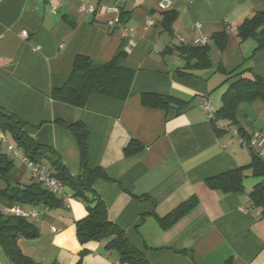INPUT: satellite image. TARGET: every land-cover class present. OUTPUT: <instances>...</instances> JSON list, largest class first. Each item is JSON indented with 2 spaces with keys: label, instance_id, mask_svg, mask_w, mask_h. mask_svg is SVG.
Segmentation results:
<instances>
[{
  "label": "crops",
  "instance_id": "1",
  "mask_svg": "<svg viewBox=\"0 0 264 264\" xmlns=\"http://www.w3.org/2000/svg\"><path fill=\"white\" fill-rule=\"evenodd\" d=\"M164 1L98 0L95 14L82 13L81 0H0V109L26 121L27 133L54 147L74 175L82 169L80 147L57 120L86 126L89 166L103 168L108 177L94 187L109 219L152 263L264 264V213L250 198L261 178L247 170L241 194H225L207 183L209 177L249 164L251 151L233 133L237 126L219 120V134L201 106L206 97L217 108L222 105L227 73L253 53L255 41L240 43L236 27L263 9L264 0H170L169 10L177 13L173 34L161 25L164 11L158 3ZM119 5L128 12V35L107 23L114 15L106 8ZM227 26L229 46L224 51L212 46L210 67L189 70V77L178 73L186 61L167 48L197 45L202 38L211 43V35ZM125 47L129 51L119 65L135 70L126 100L94 95L85 107H76L52 98L53 88L70 77L77 55L106 62ZM249 66L264 78V49ZM143 93L172 95L188 104L172 114L143 105ZM236 119L249 137L263 134L252 147L264 153V101L241 102ZM132 140L144 148L128 156ZM17 160L14 182L29 183L31 171ZM5 187L0 179V189ZM66 192L57 208L19 204L0 195V211L16 214L20 207L39 232L36 238H20L23 252L41 264H75L81 254L83 264H123L103 241L80 242L77 222L87 215V204ZM192 197L197 202L190 210L168 227L161 224V218ZM0 264H13L1 247Z\"/></svg>",
  "mask_w": 264,
  "mask_h": 264
},
{
  "label": "trees",
  "instance_id": "2",
  "mask_svg": "<svg viewBox=\"0 0 264 264\" xmlns=\"http://www.w3.org/2000/svg\"><path fill=\"white\" fill-rule=\"evenodd\" d=\"M118 7L120 23L125 25L128 12L123 6ZM162 14L163 30L173 34V24L177 19V13L168 9ZM236 37L240 43L249 39L254 40L255 48L242 64L227 73L226 82H229V86L222 96V105L217 108L215 117L210 121L219 134L222 131L218 124L219 120H228L230 126H237L240 134L249 141L246 146L251 151L252 161L247 165L209 177L207 183L212 189L225 194H241L245 191L246 172L252 170V175L260 177L261 181L254 185L250 198L255 206L262 208L264 213V158L253 149L250 142L252 138L244 132L236 119L237 109L241 102H251L257 99L264 101V78L255 74L249 66V60L264 49V8L255 11L237 25ZM211 40V43L206 44H180L167 48L166 52L176 50L186 61L184 70H178L179 74L189 77L191 76L189 70H202L210 67L212 46H216L220 51H224L229 46L231 32L228 26L213 33ZM126 54L122 50L112 60L106 62L85 55H77L70 77L63 86L53 88L52 98L76 107H85L94 95L126 100L135 77V70L119 65L120 58ZM219 70L225 71L222 64ZM247 72L250 76H244ZM141 100L145 106L163 109L172 114L181 113L188 104L181 98L157 93H143ZM57 122L69 129L78 141L82 169L77 175L71 173L54 147L39 143L27 133L26 121L14 113L0 109V131L5 132L24 155L46 166L54 177L61 180L65 185V194L66 190H69L73 197L87 204V215L77 222V235L82 244L90 241H103L105 249L109 252H116L120 263L123 264H160L149 261L145 253L131 243L124 229L109 219L107 205L94 187L99 178L108 177L103 168L89 166V131L86 126L81 122L70 124L63 119ZM143 148L144 145L141 142L132 140L125 151L128 156H131ZM15 169L16 159L7 150L5 151L3 144L0 143V179L6 183V187L0 189L1 196L19 204H43L47 208H57L64 204L63 195L50 191L34 177L29 183L14 182ZM196 202L197 198L192 197L181 203L160 219L161 224L164 227L170 226L190 210ZM38 235V230L28 217L0 211V247L13 264H41L26 255L19 245L20 238H36ZM82 257L83 254L75 264H83Z\"/></svg>",
  "mask_w": 264,
  "mask_h": 264
},
{
  "label": "built area",
  "instance_id": "3",
  "mask_svg": "<svg viewBox=\"0 0 264 264\" xmlns=\"http://www.w3.org/2000/svg\"><path fill=\"white\" fill-rule=\"evenodd\" d=\"M121 2H124L126 0H120ZM158 7L160 10H168L171 7V1L166 0L164 2L158 3ZM98 0H81L80 5V11L82 13H97L98 12ZM107 13L113 14L114 16L107 20V23L109 25H119L118 27L122 28L125 35H128L127 29L125 25H122L120 23V9L118 6H108L106 8ZM21 35L23 37H26L28 35L27 31H22ZM208 42V38H202L198 39L196 41L197 44H206ZM129 51V47H125V52ZM202 109L206 112L207 117L209 120L213 119L216 115L217 107L213 100L206 97L202 102ZM233 133L238 137V140L246 145L249 141L240 134V132L237 129L233 130ZM263 136L262 133H257L254 138L251 139V145H255L258 142V139ZM0 143L5 144L7 146V149L9 152H11L12 156L15 159H20L26 167L31 171L32 176L37 179L38 181L42 182L50 191L58 194L63 195L65 198H67V195L65 194V185L64 183L54 177L50 170L35 161H32L29 159L28 156L24 155L20 152L19 148L15 144L14 141L10 139V137L5 133L0 131ZM260 154L264 156V153L261 151ZM16 214L22 215V216H29V214L25 213L20 207H17L15 209ZM32 215H37L35 212L31 213Z\"/></svg>",
  "mask_w": 264,
  "mask_h": 264
},
{
  "label": "rangeland",
  "instance_id": "4",
  "mask_svg": "<svg viewBox=\"0 0 264 264\" xmlns=\"http://www.w3.org/2000/svg\"><path fill=\"white\" fill-rule=\"evenodd\" d=\"M3 148H4V150L6 151L7 150V146L5 145V144H3ZM8 151V150H7ZM17 160V159H16ZM20 162V160H17V163H19Z\"/></svg>",
  "mask_w": 264,
  "mask_h": 264
}]
</instances>
